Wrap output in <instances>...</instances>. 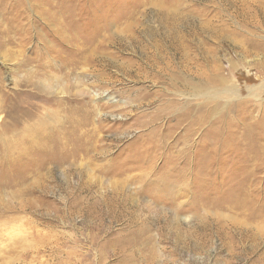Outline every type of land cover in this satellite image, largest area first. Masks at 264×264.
Returning <instances> with one entry per match:
<instances>
[{"label": "rangeland", "instance_id": "rangeland-1", "mask_svg": "<svg viewBox=\"0 0 264 264\" xmlns=\"http://www.w3.org/2000/svg\"><path fill=\"white\" fill-rule=\"evenodd\" d=\"M39 1L0 0V264H264V19L222 0ZM165 9L226 39L181 23L186 62Z\"/></svg>", "mask_w": 264, "mask_h": 264}, {"label": "bare ground", "instance_id": "bare-ground-1", "mask_svg": "<svg viewBox=\"0 0 264 264\" xmlns=\"http://www.w3.org/2000/svg\"><path fill=\"white\" fill-rule=\"evenodd\" d=\"M47 2L49 1V0H46ZM223 2H225V4L226 5H228V6H230V7H235L236 8V11L238 10V14H240L241 15V17H242V20H244V19H247V18H250L251 19V21L252 22H255L256 21V23H257V25H259V23H260V19L261 18H263L264 19V4L260 1H258V0H253L251 3H249L247 0H222ZM39 2H41V1H39ZM75 2V1H74ZM180 2V1H179ZM22 3V2H21ZM71 3V2H70ZM173 3V2H172ZM23 4V3H22ZM49 4V3H48ZM39 6L42 8L41 9V11H43V15L45 14V15H47V11L46 10H48L47 8H48V5L46 4V2H45V0H43V2H41L40 4H39ZM164 6V5H163ZM170 7V6H169ZM36 8L38 9V10H40V8L39 7H37V5H36ZM169 9V8H168ZM168 9H165L164 11H160L158 14V18H159V23L160 22H162V24L164 25V27L165 28H167L168 29V31H167V38L169 39V41H170V44L168 43L167 45L169 46V45H171V47L169 46H167L169 49L171 48H178L179 50H180V53H181V56L185 59V61L186 62H188V61H190V58H189V51L187 50V48H188V46H187V44L184 42V40H182V35L181 34H178V33H182V31H181V29H180V27H179V25L181 24V23H183L184 25H185V27H187V25H188V27H191V26H194V29H199V27H200V29L202 30H204V32H206L207 34H209V35H211V36H215V37H217L218 39H219V41H222V40H224V39H226V35L227 34H225V32H224V30L222 29V28H214V27H212L211 26V24L210 23H208V20L207 19H201V20H199V22H197V20H196V18L194 17V16H192V15H189V13L188 14H186V13H183L182 11V13H174V12H171V10H168ZM176 11V10H175ZM66 12V11H65ZM180 12V11H179ZM263 15H261V14ZM155 14V13H154ZM66 15V14H65ZM259 16L261 17V18H259ZM2 18V17H1ZM1 18H0V21H1ZM46 18H48V16H46ZM45 19V18H44ZM49 19V18H48ZM52 19V18H51ZM89 19H91V18H89ZM193 19H195V20H193ZM3 20V19H2ZM87 21V20H86ZM246 21H248V19L246 20ZM47 22V21H46ZM194 23V24H193ZM161 24V23H160ZM110 25V24H109ZM6 26V25H5ZM102 27V26H101ZM159 27V26H158ZM149 28V27H148ZM95 29V28H94ZM145 29H146V27H145ZM186 29V28H185ZM191 29H193V27H191ZM2 30V29H1ZM64 30V29H63ZM163 30V29H162ZM165 30V29H164ZM163 30V31H164ZM163 31H162V33H163ZM187 31H189L188 29H187ZM198 31V30H197ZM7 32V31H6ZM146 32V31H145ZM190 32H191V37L193 38V39H198V34H197V32L196 31H194V30H190ZM201 32V31H200ZM1 34V33H0ZM150 34H151V32H150ZM161 34V33H160ZM165 34V33H164ZM91 35V34H90ZM93 36V35H92ZM118 38H119V36H117ZM121 37H126V38H124V39H120V40H124V42H129V43H133V41H136V42H139L137 39H136V37H135V34H132V33H130V35H124V36H121ZM160 39V38H159ZM117 40H119V39H117ZM119 40V41H120ZM1 42V41H0ZM3 42H5V41H3ZM116 42V41H115ZM114 42V43H115ZM120 43V42H119ZM140 43V42H139ZM126 44V43H125ZM134 44V43H133ZM142 45H139V46H141V48H140V50H141V52L143 53V57H145L146 56V59L147 60H152L154 57H156V53L154 52V53H152V55L150 54V52L149 51H147V48L146 47H149L150 48V46H149V44H147V45H145V44H143V43H141ZM202 44V43H201ZM126 46V45H125ZM131 46V45H130ZM133 46V45H132ZM146 46V47H145ZM157 50H158V54H159V58H155V59H160V60H162V61H165V57H166V54H163V50L165 49V47H162V44L160 43V41L159 40H157V42H155L154 43V45H153ZM1 47V46H0ZM3 47V46H2ZM160 47V48H159ZM205 49V48H204ZM257 49V48H256ZM254 50H255V48H254ZM259 50V49H258ZM256 51V50H255ZM255 51H253V52H255ZM260 51V50H259ZM101 53V52H100ZM165 53V52H164ZM262 53V52H261ZM100 55V54H99ZM103 56V55H102ZM259 56V55H258ZM114 65H116V67H117V69L118 70H122V71H124V72H126V73H129V72H131V71H129V70H127L128 69V67L130 66H127V67H122V66H120L119 64H117V63H114ZM183 71L184 72H186V73H190V74H192L194 71H193V67H188L187 65H184V69H183ZM140 73V72H139ZM41 82V81H40ZM19 92V91H18ZM15 96V95H14ZM22 96V95H21ZM1 97V96H0ZM3 97V96H2ZM17 98V97H16ZM18 99V98H17ZM7 102V101H6ZM16 104V103H15ZM10 105V104H9ZM12 108V107H11ZM86 111H87V109H86ZM90 112V111H89ZM36 114V113H35ZM12 115V114H11ZM92 115V114H91ZM90 120V119H89ZM12 121V120H11ZM11 121H10V123H11ZM8 124V123H7ZM16 124V123H15ZM139 124H142V121H140L139 122ZM19 126H21V125H19ZM78 126V125H77ZM26 127V126H25ZM31 127V126H30ZM31 129V128H30ZM78 129H79V127H78ZM5 130V129H4ZM3 130V131H4ZM75 130H77V129H75ZM3 131H2V133H3ZM9 131V130H8ZM23 131H25V130H23ZM10 132V131H9ZM8 133V132H7ZM36 133V132H35ZM12 134H13V137H12V139L11 140H13V141H10L9 143H8V150H9V152L12 154V152L13 153H15V151H16V144H19L20 143V137H19V135H18V126H15L14 125V128H13V132H12ZM23 134V133H22ZM25 134H26V132H25ZM33 134V133H32ZM7 137H8V135H7ZM22 137V136H21ZM25 137V136H24ZM31 137V136H30ZM1 139V138H0ZM2 139H4V138H2ZM9 139V138H8ZM28 139V138H27ZM1 141V140H0ZM32 141V140H31ZM4 142V141H3ZM6 142V141H5ZM215 142H217V141H215ZM23 143V142H22ZM21 143V144H22ZM35 143V142H34ZM20 145V144H19ZM26 145V144H25ZM36 145V144H35ZM4 148V147H3ZM37 148V147H36ZM18 149V148H17ZM23 151V150H22ZM25 153V152H24ZM23 153V154H24ZM18 154V153H17ZM22 154V153H21ZM19 155V154H18ZM7 156V155H6ZM86 184H89V182H86ZM118 187H122L123 188V186H118ZM116 192H119L118 190H116ZM172 221V220H171ZM173 222V221H172ZM171 224V223H170ZM167 225H169V224H167ZM165 227V226H164ZM166 228V227H165ZM167 231V230H166ZM163 234V233H162ZM131 237V236H130ZM119 241L121 242V243H124V242H126V243H128V245L130 246H134V244H135V241L134 240H131L129 237H128V241L126 240V238L124 239L123 237H120V239H119ZM134 241V242H133ZM133 249V248H132ZM133 253V252H132ZM137 254V253H136ZM136 256V255H135ZM153 256V255H152ZM155 257H156V255H154ZM127 258H128V256L127 257H125V261L127 260ZM131 258V257H130ZM129 259V258H128ZM148 260V259H147ZM146 260V261H147ZM152 260V261H151ZM150 260V262L148 263V264H154V259H151ZM160 263V262H159Z\"/></svg>", "mask_w": 264, "mask_h": 264}]
</instances>
